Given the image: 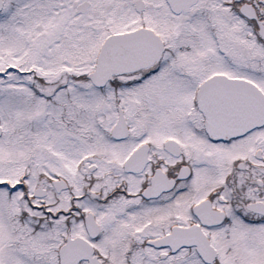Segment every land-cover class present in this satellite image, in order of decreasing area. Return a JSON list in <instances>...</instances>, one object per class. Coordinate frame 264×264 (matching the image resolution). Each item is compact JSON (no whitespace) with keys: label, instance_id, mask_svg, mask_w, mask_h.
Returning a JSON list of instances; mask_svg holds the SVG:
<instances>
[{"label":"snow or ice","instance_id":"obj_1","mask_svg":"<svg viewBox=\"0 0 264 264\" xmlns=\"http://www.w3.org/2000/svg\"><path fill=\"white\" fill-rule=\"evenodd\" d=\"M0 264H264V0H0Z\"/></svg>","mask_w":264,"mask_h":264}]
</instances>
